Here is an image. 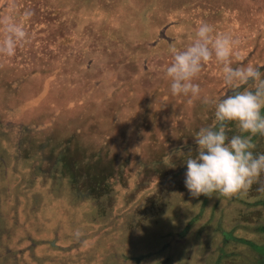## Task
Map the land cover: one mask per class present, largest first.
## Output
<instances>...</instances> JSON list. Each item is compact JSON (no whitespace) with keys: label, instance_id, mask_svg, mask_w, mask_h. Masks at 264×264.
I'll use <instances>...</instances> for the list:
<instances>
[{"label":"rangeland","instance_id":"obj_1","mask_svg":"<svg viewBox=\"0 0 264 264\" xmlns=\"http://www.w3.org/2000/svg\"><path fill=\"white\" fill-rule=\"evenodd\" d=\"M14 3L18 22L32 15L27 41L0 55V264H264V205L238 202L230 221L222 207L224 235L212 227L203 251L182 252L171 183L215 124L204 97L231 91L215 58L193 80L199 98L173 96L165 72L169 46L184 50L202 21L241 41L234 68L264 64V0ZM227 135L248 134L228 122ZM252 143L264 153V136ZM262 175L247 201L264 200Z\"/></svg>","mask_w":264,"mask_h":264},{"label":"clouds","instance_id":"obj_2","mask_svg":"<svg viewBox=\"0 0 264 264\" xmlns=\"http://www.w3.org/2000/svg\"><path fill=\"white\" fill-rule=\"evenodd\" d=\"M15 8L14 0H9V12L0 18L4 32L0 55L8 57L14 56L17 47L27 41L25 22L32 15L25 11L23 22H18ZM214 32L211 24L202 21L192 43L184 50L170 45L172 62L165 70L171 80L173 96L182 94L199 98L202 90L193 80L204 65L215 58L222 65L224 83L231 91L219 100L204 97L205 104L215 105V124L198 131L194 137L198 146L196 155L184 162L187 165L185 187L194 198L201 195L211 197L214 192L228 197L247 192L264 173V153L254 154L252 151L256 147L252 137L264 136V73L261 72L264 64L254 66L249 63L234 68L232 57L241 41L230 34ZM249 84L251 87H247ZM188 102L192 103V99ZM228 122H235L240 131L248 135L229 137Z\"/></svg>","mask_w":264,"mask_h":264},{"label":"crops","instance_id":"obj_3","mask_svg":"<svg viewBox=\"0 0 264 264\" xmlns=\"http://www.w3.org/2000/svg\"><path fill=\"white\" fill-rule=\"evenodd\" d=\"M262 174L259 177L262 178ZM262 181H258L256 182L254 185L251 186V191L250 192H243V195L245 196L246 199L249 198V196H253L255 195L254 193V189L255 188H260V184ZM261 190V189H260ZM226 196L220 194L219 192H214L212 193L211 197H208V201L207 204H203L202 203V195L199 196L198 198H194L192 197L187 188L185 187V191H184V197L181 198L180 196L178 197V200H182L186 202V206L187 208L184 209V213L185 215L189 216L188 219L192 218V217H196L197 218V222L191 226L192 229L186 231L185 233V238H179V245L181 246L180 248L183 247L182 252L185 253H189V251L192 250L193 246L194 248L196 247V252L200 253V251L204 250V245L203 244V239L202 237L207 236V234H209L210 231H206V230H210L212 227L213 228H217L218 231L220 232V228L222 225V221L221 219H223L222 217H220V212H221V208L219 205L221 203V200H224L226 198H224ZM250 202V201H248ZM189 206V207H188ZM219 206V208H217ZM230 218V219H229ZM227 217L226 219L228 221L231 220V217ZM186 219V220H188ZM247 220V218H246ZM226 222V220H225ZM175 227H178V224L175 223ZM212 228V229H213ZM177 231H175V235H177L176 233ZM221 233V232H220ZM212 234V233H211ZM216 236V234H215ZM218 236V235H217ZM216 236V237H217ZM184 247H186V250L184 249ZM177 257V256H176ZM185 259L184 260H188L190 257L189 256H184ZM179 261V260H178Z\"/></svg>","mask_w":264,"mask_h":264},{"label":"trees","instance_id":"obj_4","mask_svg":"<svg viewBox=\"0 0 264 264\" xmlns=\"http://www.w3.org/2000/svg\"><path fill=\"white\" fill-rule=\"evenodd\" d=\"M232 22V21H231ZM253 138V137H252ZM261 153H263L262 152V150H261V152H259V154H261ZM257 154V153H256ZM196 155V154H195ZM194 155V156H195ZM189 157L187 156L186 157V159L185 160H187ZM185 169H184V173H186V171H187V165L184 167ZM184 178V180H183V186H181V184L178 182V181H175L176 182V189H175V182H173V184L171 183V186L173 187V189H172V191L173 192H175V193H180V197L181 198H183L184 197V191H185V183H184V181H185V176L183 177ZM172 182V181H171ZM179 184H180V186H179ZM240 195L237 197L236 195H233V196H231V197H224V198H226V199H224V200H221V203H220V207H223V208H225V217L226 216H228V214L230 215L229 217H231V216H233V215H235V211H234V209H232V207L233 208H235L237 211L239 210L238 209V206H240L239 204L240 203H243V204H245V205H247V206H249V204H250V207L251 206H256V205H264V200H257V201H254V202H248L246 199H245V196L242 194V193H239ZM242 195V196H241ZM174 197V196H173ZM175 198V197H174ZM202 203L203 204H207V201H208V197L207 196H204V195H202ZM210 198V197H209ZM179 201V204H177L176 205V207H175V210H178V209H185V208H187V206H186V202L185 201H182V200H178ZM228 201H232V202H234V203H230L229 205H231V204H233L232 206H227V207H225L226 206V204H224L225 202H227L228 203ZM238 202H240V203H238ZM236 206H235V205ZM219 206L217 207V208H219ZM189 207V206H188ZM230 207V209H229V211H227V208H229ZM258 207V206H257ZM221 212H222V208H221ZM221 212H220V217H221ZM234 213V214H233ZM237 213V212H236ZM228 217V218H229ZM189 218V216L187 215H185V213H183L178 219H177V221L175 222V223H177L178 224V227L176 228L177 230H179V231H177L176 233H177V238H178V240H180L179 238H182V239H184L185 238V233H186V231H188V230H191L192 229V227L191 226H193L196 222H197V218L196 217H192V218H190V219H188ZM186 219H188V220H186ZM152 225H155L154 227H157L159 224L158 223H156V219H154L153 221H152ZM181 228V229H180ZM191 228V229H190ZM220 229H222L221 227H219ZM219 229V230H220ZM259 229V231H261V232H264V227H259L258 228ZM167 234V233H166ZM166 234H164L163 235V238H167V237H169L170 238V236L169 235H166ZM222 235H224V232H222L221 233ZM228 235H229V233H228ZM225 236H227L226 234H225ZM232 236V235H231ZM235 237V238H234ZM232 240H235V241H237V242H240V243H247L248 245H250V246H252L253 247V249L256 251H261L262 252V249H263V246H259V245H256V244H253V242L252 241H249V239H239V237H236V236H232V238H231Z\"/></svg>","mask_w":264,"mask_h":264},{"label":"flooded vegetation","instance_id":"obj_5","mask_svg":"<svg viewBox=\"0 0 264 264\" xmlns=\"http://www.w3.org/2000/svg\"><path fill=\"white\" fill-rule=\"evenodd\" d=\"M232 23V27H233V29H235L236 28V22L235 23H233V22H231Z\"/></svg>","mask_w":264,"mask_h":264}]
</instances>
